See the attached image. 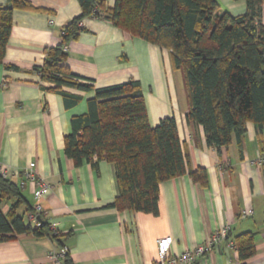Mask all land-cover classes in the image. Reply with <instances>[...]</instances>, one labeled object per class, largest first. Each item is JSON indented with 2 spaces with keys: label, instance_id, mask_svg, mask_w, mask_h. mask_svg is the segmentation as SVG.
Wrapping results in <instances>:
<instances>
[{
  "label": "crops",
  "instance_id": "obj_1",
  "mask_svg": "<svg viewBox=\"0 0 264 264\" xmlns=\"http://www.w3.org/2000/svg\"><path fill=\"white\" fill-rule=\"evenodd\" d=\"M27 1L33 9L13 12L0 65V168L18 184L21 172L35 164L36 175L50 185L40 202V216L59 237L21 234L2 242L0 264H55L48 254L64 248L72 264H156L157 240L172 237L170 254L176 256L224 228L229 241H222L194 264H241L227 243L245 232L255 234L256 253L244 264H264V163L254 164L264 157V126L258 132L247 123L239 142L233 140L221 149L208 146L202 127L187 120L185 78L181 70L173 69L170 51L107 20L85 18L83 32L67 45L70 72L92 81L96 89L138 82L150 127L173 117L188 170L203 169L207 177L206 186L187 175L160 184L157 216L109 207L118 195L114 166L100 161L76 167L64 152L70 120L86 113L93 92L69 90L82 100L66 109L60 96L42 89L51 85L42 83L33 71L42 65L44 50L60 42L61 29L81 14L80 6L77 0ZM215 1L233 16L246 11L243 1ZM113 2L105 4L111 7ZM6 5V0H0V6ZM33 190L28 183L19 191V199L10 197L2 203V212L19 202L17 213L24 224L38 227L40 216L29 218L35 206ZM245 208L252 209V216L242 219Z\"/></svg>",
  "mask_w": 264,
  "mask_h": 264
},
{
  "label": "trees",
  "instance_id": "obj_2",
  "mask_svg": "<svg viewBox=\"0 0 264 264\" xmlns=\"http://www.w3.org/2000/svg\"><path fill=\"white\" fill-rule=\"evenodd\" d=\"M6 1V6H0V65L13 12L33 9L27 0ZM105 1L77 0L81 14L61 29L60 42L44 50L42 65L33 71L42 83L51 85L42 89L60 96L66 109L82 100L69 90L93 92V98L86 101V113L70 120L71 132L64 136L66 157L76 167L83 162L112 164L118 195L109 207L157 216L160 184L187 175L206 186L205 170H188L173 117L150 127L138 82L94 88L92 81L70 72L67 45L83 32L85 18H98L170 51L173 69L181 70L185 78L190 106L187 120L202 127L208 146L221 149L233 140L239 142L247 123L254 124L258 132L264 126V0H234L246 5L240 16L220 10L215 0H114L111 7ZM20 190L0 174V243L21 234L57 239L59 235L40 214L38 227L24 224L17 213L19 202L2 212V203L10 197L19 199ZM229 239L228 234L225 241ZM231 241L241 264L255 255L254 233L239 234ZM63 262L72 264L68 252Z\"/></svg>",
  "mask_w": 264,
  "mask_h": 264
},
{
  "label": "built area",
  "instance_id": "obj_3",
  "mask_svg": "<svg viewBox=\"0 0 264 264\" xmlns=\"http://www.w3.org/2000/svg\"><path fill=\"white\" fill-rule=\"evenodd\" d=\"M264 163V157L258 158L254 164L261 166ZM35 164L30 163L26 169L21 172L20 181L18 186L20 188H25L28 183H31L34 187L33 196L35 200L34 212L29 215L31 220H36V218L41 213V200L50 192V185L47 184L42 178H39L34 170ZM0 174L3 178L9 179L12 177V174L6 169L0 168ZM252 216V209L245 208L240 217L242 219ZM228 235V228H224L222 231H216L209 240L204 244H200L192 249L184 250L182 253L176 256L170 254V247L172 245V237H165L157 240V258L156 264H194L196 260L206 255L207 252L211 251L214 248H218L219 244L222 241H225V238ZM227 247L234 249L233 243L228 242ZM66 249H61L58 254L49 253L48 256L55 262V264H61V260L66 254Z\"/></svg>",
  "mask_w": 264,
  "mask_h": 264
},
{
  "label": "rangeland",
  "instance_id": "obj_4",
  "mask_svg": "<svg viewBox=\"0 0 264 264\" xmlns=\"http://www.w3.org/2000/svg\"><path fill=\"white\" fill-rule=\"evenodd\" d=\"M261 20L263 21L264 23V14H263V9H262V13H261Z\"/></svg>",
  "mask_w": 264,
  "mask_h": 264
}]
</instances>
